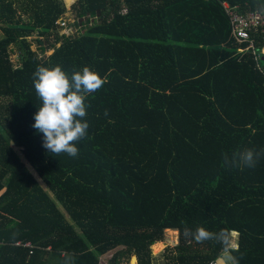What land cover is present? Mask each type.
<instances>
[{"label":"trees","instance_id":"16d2710c","mask_svg":"<svg viewBox=\"0 0 264 264\" xmlns=\"http://www.w3.org/2000/svg\"><path fill=\"white\" fill-rule=\"evenodd\" d=\"M223 1L264 14V0H76L78 33L61 39L63 0H0V264H100L111 250L108 264H155L166 230L178 243L164 264L221 255L185 226L235 231L239 264H264V155L222 166L225 153L264 151V41L240 52ZM39 66L104 81L86 97L76 157L32 127Z\"/></svg>","mask_w":264,"mask_h":264},{"label":"clouds","instance_id":"9594fccd","mask_svg":"<svg viewBox=\"0 0 264 264\" xmlns=\"http://www.w3.org/2000/svg\"><path fill=\"white\" fill-rule=\"evenodd\" d=\"M33 81L42 106L34 116L32 127L43 134V147L54 155L67 153L76 157L79 152L76 142L86 137L89 128L84 119L87 115L86 97L102 87L103 79L89 67L73 72L69 78L60 66H39L33 74ZM261 155L264 151L257 152L252 148L236 151L231 156L225 153L222 166L254 168ZM183 235L198 243L212 240L222 245L221 255L210 264H239L237 256L232 254L233 243L228 229L211 232L198 226L193 231L185 226ZM65 264H71V257Z\"/></svg>","mask_w":264,"mask_h":264},{"label":"built area","instance_id":"2783aa9c","mask_svg":"<svg viewBox=\"0 0 264 264\" xmlns=\"http://www.w3.org/2000/svg\"><path fill=\"white\" fill-rule=\"evenodd\" d=\"M222 6L229 18L234 38L240 44L248 43V47L246 49H240V52L256 48V38L264 41L263 13L259 11H242L239 5L232 6L227 1H223ZM66 24L67 21L63 19L57 21V25L60 28L66 26ZM232 243L233 247H236V240H232Z\"/></svg>","mask_w":264,"mask_h":264},{"label":"rangeland","instance_id":"374dc122","mask_svg":"<svg viewBox=\"0 0 264 264\" xmlns=\"http://www.w3.org/2000/svg\"><path fill=\"white\" fill-rule=\"evenodd\" d=\"M63 2L67 6L68 12L66 14L67 17L63 16L62 19L67 21V24H66V26L60 28V37H62L61 39H66L69 36L73 37L74 35H76L78 33L77 27H75V28L72 27L73 18L70 16L72 5L76 2V0H63ZM1 28H2V26L0 24V39L3 37V31L1 30ZM51 38L54 39L53 41H55V36H53ZM29 41L31 43L32 50L34 52H36L37 54L41 55V53H43V52L40 51V48H39L40 46L38 45V43L35 42V37H31L29 39ZM57 43H58L57 44L58 46H59V44H61L60 41H58ZM52 53H53V50H46L45 53H43V54L51 55ZM11 54H12V60L15 63L17 61V57H18L17 49H13ZM231 238L233 241L235 240V232H233ZM163 241H164V244L162 245L161 249H158L157 247H155V245L151 246V252H152L153 260H154L155 264H164L165 249L167 247L173 248L178 243V232H177V230H166L164 232ZM114 251L115 250H111L108 253L102 255L100 257V264H108V259L111 257V255ZM132 260L135 263H133ZM120 264H138L137 256L132 253L129 255V258L127 261H123Z\"/></svg>","mask_w":264,"mask_h":264},{"label":"crops","instance_id":"0c3cea01","mask_svg":"<svg viewBox=\"0 0 264 264\" xmlns=\"http://www.w3.org/2000/svg\"><path fill=\"white\" fill-rule=\"evenodd\" d=\"M159 242V241H158Z\"/></svg>","mask_w":264,"mask_h":264}]
</instances>
